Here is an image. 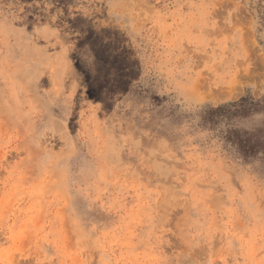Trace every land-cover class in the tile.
Returning <instances> with one entry per match:
<instances>
[{
  "label": "rangeland",
  "instance_id": "1",
  "mask_svg": "<svg viewBox=\"0 0 264 264\" xmlns=\"http://www.w3.org/2000/svg\"><path fill=\"white\" fill-rule=\"evenodd\" d=\"M0 264H264V0H0Z\"/></svg>",
  "mask_w": 264,
  "mask_h": 264
}]
</instances>
